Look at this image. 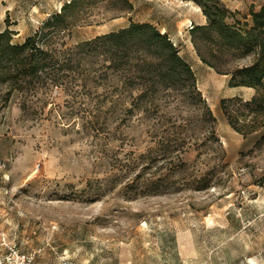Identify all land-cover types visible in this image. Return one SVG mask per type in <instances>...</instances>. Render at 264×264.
Masks as SVG:
<instances>
[{"label": "rangeland", "instance_id": "rangeland-1", "mask_svg": "<svg viewBox=\"0 0 264 264\" xmlns=\"http://www.w3.org/2000/svg\"><path fill=\"white\" fill-rule=\"evenodd\" d=\"M69 1L0 0V32L22 43ZM262 4L77 0L67 15L77 24L60 40L148 22L174 42L195 81L182 75L127 114L129 91L117 99L109 78L88 90L0 82V241L32 264H264V89L241 84L239 71L257 49L198 29L210 22L204 8L216 5L245 31ZM221 98L236 99L227 111L239 130Z\"/></svg>", "mask_w": 264, "mask_h": 264}, {"label": "trees", "instance_id": "trees-1", "mask_svg": "<svg viewBox=\"0 0 264 264\" xmlns=\"http://www.w3.org/2000/svg\"><path fill=\"white\" fill-rule=\"evenodd\" d=\"M76 2L70 0L62 5L58 13L46 19L41 29L22 43L13 44L8 29L0 32V82H8L18 91H34L37 85L50 84L49 80L57 86L73 81L88 90L104 85L103 80L109 78L110 82L116 81L117 99L123 91H129L128 98L131 99L121 108L127 114L140 100L148 101L160 90L178 86L180 80L195 81L193 70L179 56L166 32H159L148 22H131L125 28L73 44L60 40V31L77 24V21L67 20L68 11ZM203 12L210 22L198 29L214 31L228 46L251 45L257 49L254 61L239 70L245 79L241 84L264 89V4L257 10H250L252 24L245 31L225 23L229 14L225 9L214 5L213 8H204ZM198 52L201 56L199 47ZM201 59L215 67L203 56ZM257 99L256 96L250 102ZM235 100L221 98L220 106L229 123L239 130L236 118L227 111L229 103ZM204 105L208 119L214 121L211 109L205 102Z\"/></svg>", "mask_w": 264, "mask_h": 264}, {"label": "built area", "instance_id": "built-area-1", "mask_svg": "<svg viewBox=\"0 0 264 264\" xmlns=\"http://www.w3.org/2000/svg\"><path fill=\"white\" fill-rule=\"evenodd\" d=\"M0 245L3 250L0 254V264H32V256L22 253L13 241L2 237Z\"/></svg>", "mask_w": 264, "mask_h": 264}, {"label": "crops", "instance_id": "crops-1", "mask_svg": "<svg viewBox=\"0 0 264 264\" xmlns=\"http://www.w3.org/2000/svg\"><path fill=\"white\" fill-rule=\"evenodd\" d=\"M197 65H198V67L202 70H205L204 68H203V66H202V62H197Z\"/></svg>", "mask_w": 264, "mask_h": 264}]
</instances>
